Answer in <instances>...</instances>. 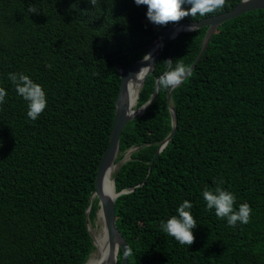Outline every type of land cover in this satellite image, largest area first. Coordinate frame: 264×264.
I'll use <instances>...</instances> for the list:
<instances>
[{"label":"trees","instance_id":"trees-1","mask_svg":"<svg viewBox=\"0 0 264 264\" xmlns=\"http://www.w3.org/2000/svg\"><path fill=\"white\" fill-rule=\"evenodd\" d=\"M239 1L225 0L204 17ZM146 11L135 0H0V87L8 93L0 104V264H83L94 250L85 211L119 90L114 55L127 66L146 53L143 44L177 23L154 25ZM206 28L165 44L136 107L153 93L168 59L190 67ZM10 72L45 87L47 107L36 120ZM167 90L158 83L153 101L119 138L116 161L138 147L114 182L116 191L133 188L114 200L126 264H264V9L213 32L191 74L170 91L177 129L155 156L172 130ZM221 178L237 207L250 204L248 223L233 227L206 208L203 189ZM184 199L198 223L190 246L160 227ZM121 258L120 250L117 264Z\"/></svg>","mask_w":264,"mask_h":264},{"label":"water","instance_id":"water-1","mask_svg":"<svg viewBox=\"0 0 264 264\" xmlns=\"http://www.w3.org/2000/svg\"><path fill=\"white\" fill-rule=\"evenodd\" d=\"M254 9H264V0H240L234 7L219 14L207 16L199 20L183 21V22L170 24L169 26L163 28L158 34V36L152 38L147 43L142 45V47L147 48L146 53L149 52L152 53L151 61H144L142 58H140L128 64L127 66H123L117 61L118 53L114 55V64L118 72V76L120 78L119 90L115 99L114 116L111 125V130L109 133L108 144L103 154L100 157L97 166L96 176H95V189L91 194L90 204L85 211L86 226L92 238L94 250L89 254L87 260L83 264H87L93 254L97 256L96 264H117V258L120 250L122 251V258L119 264L127 263V244L125 239L119 232L115 223L114 200L118 195L132 191L133 188L116 191L114 182H115V176L117 175L120 165L129 158V153H131L133 150H136L138 147L128 150V152L120 160L116 161L119 152V138L126 123L129 120H132L135 117H138L141 114H143L147 108L143 106L149 101L152 102L153 99L155 98L158 89V79H156L155 89L153 93L149 96L148 100L144 104L138 107H136L135 105L134 108L131 107V102L128 96L129 82L136 81L138 83L139 85L137 90V98H138L139 92L145 82V78L148 74L152 72L155 63L157 59L160 57L165 44L171 39L177 40L180 34L188 31L187 26L194 23L198 25L197 28L204 26H206L207 28H206L205 36L202 40L201 49L197 54L193 63L190 65V68L192 70L196 66L198 60L203 55L213 32L221 23L231 18H234L244 12ZM147 63L152 64L150 70L144 69L141 71L138 78H134L135 74L141 69V67ZM171 89L172 88H168L167 90V102L169 103V112L171 116L172 130L167 134V136L161 142V145L156 151L155 156L164 148V146L168 143V141L171 139V137L174 135L177 129L176 109L171 104V99H170ZM136 104H137V99H136ZM111 166H114L112 181H113L115 194L109 197L104 193L103 180L105 173ZM94 198H97L98 200L97 201L98 207L95 212L94 219H96L98 222L99 218H101L100 226L104 228L102 234H104L103 237L105 240L103 241L102 247L106 252L105 255H101L100 250L98 249V245L96 244V238L91 229L92 222L89 220V213Z\"/></svg>","mask_w":264,"mask_h":264},{"label":"clouds","instance_id":"clouds-1","mask_svg":"<svg viewBox=\"0 0 264 264\" xmlns=\"http://www.w3.org/2000/svg\"><path fill=\"white\" fill-rule=\"evenodd\" d=\"M94 4L95 0H90ZM135 3L146 5V17L154 25H167L169 22H178L182 18L191 15L193 18L204 17L209 13L221 9L225 0H135ZM190 7H183V5ZM29 11L36 13L39 10L35 6H30ZM198 25L190 24L188 31H196ZM144 61L152 60V53H145L142 57ZM167 71L162 73L158 79L159 86L165 89L180 86L184 80L191 74V68L183 62H175L168 59ZM152 64L147 63L135 74L138 78L144 69L151 68ZM8 79L15 86L16 93L27 102V116L36 120L47 107V93L45 87L34 80L25 72H10ZM7 90L0 87V104L5 102ZM151 101L143 107H147ZM203 199L206 202L208 210H215L217 217L226 219L227 223L235 227L238 223L246 224L250 220L252 208L249 203H240L236 205V194L223 186V179L213 188L205 187L202 192ZM193 203L189 199H184L175 210V214L162 220L161 230L168 236L173 237L180 244L191 245L194 241V229L197 226V220L194 218L191 209Z\"/></svg>","mask_w":264,"mask_h":264},{"label":"bare ground","instance_id":"bare-ground-1","mask_svg":"<svg viewBox=\"0 0 264 264\" xmlns=\"http://www.w3.org/2000/svg\"><path fill=\"white\" fill-rule=\"evenodd\" d=\"M138 86L139 85L136 81H130L128 84V96H129L132 108H134L136 105ZM113 168L114 166H111L107 170L104 176V180H103L104 193L109 197L115 194L113 181H112ZM100 222H101V218H99L98 223ZM103 230L104 228L102 226L97 227L96 230L92 229V232L96 238V244L98 245V249L100 250L101 255L106 254L105 250L102 247L103 241L105 240L103 237L104 234H102ZM96 260H97V256L93 254L87 264H96Z\"/></svg>","mask_w":264,"mask_h":264},{"label":"rangeland","instance_id":"rangeland-1","mask_svg":"<svg viewBox=\"0 0 264 264\" xmlns=\"http://www.w3.org/2000/svg\"><path fill=\"white\" fill-rule=\"evenodd\" d=\"M129 155H130V153H129ZM113 175V174H112ZM96 222V223H95ZM100 223H98L97 222V220L96 219H94L93 220V223L91 224V229H94V230H96L97 229V227H99L100 225H99Z\"/></svg>","mask_w":264,"mask_h":264}]
</instances>
